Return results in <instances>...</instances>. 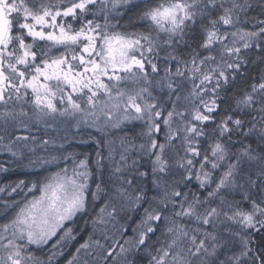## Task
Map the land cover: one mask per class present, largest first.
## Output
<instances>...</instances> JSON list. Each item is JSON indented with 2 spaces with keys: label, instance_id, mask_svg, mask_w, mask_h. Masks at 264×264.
Instances as JSON below:
<instances>
[{
  "label": "snow or ice",
  "instance_id": "6c2138e0",
  "mask_svg": "<svg viewBox=\"0 0 264 264\" xmlns=\"http://www.w3.org/2000/svg\"><path fill=\"white\" fill-rule=\"evenodd\" d=\"M0 157V264H264V0H0Z\"/></svg>",
  "mask_w": 264,
  "mask_h": 264
},
{
  "label": "trees",
  "instance_id": "16d2710c",
  "mask_svg": "<svg viewBox=\"0 0 264 264\" xmlns=\"http://www.w3.org/2000/svg\"><path fill=\"white\" fill-rule=\"evenodd\" d=\"M14 178H15V177H9L8 179H14ZM71 250H74V249H71ZM71 250H70V251H71Z\"/></svg>",
  "mask_w": 264,
  "mask_h": 264
},
{
  "label": "rangeland",
  "instance_id": "374dc122",
  "mask_svg": "<svg viewBox=\"0 0 264 264\" xmlns=\"http://www.w3.org/2000/svg\"><path fill=\"white\" fill-rule=\"evenodd\" d=\"M0 159H3V157H0Z\"/></svg>",
  "mask_w": 264,
  "mask_h": 264
}]
</instances>
